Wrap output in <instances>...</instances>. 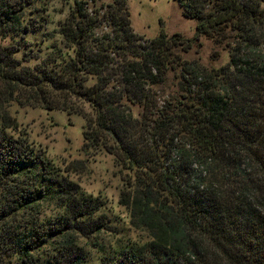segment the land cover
I'll use <instances>...</instances> for the list:
<instances>
[{
  "label": "trees",
  "instance_id": "trees-1",
  "mask_svg": "<svg viewBox=\"0 0 264 264\" xmlns=\"http://www.w3.org/2000/svg\"><path fill=\"white\" fill-rule=\"evenodd\" d=\"M40 1L0 0V40L42 27ZM90 1L72 0L43 58L29 41L28 52L0 44V101L83 116V150L133 172L121 203L149 240L117 245L101 264H264V0H173L195 36L161 29L144 44L127 0ZM103 21L110 34L98 33ZM201 37L227 48L226 65L183 59ZM170 74L179 89L161 100ZM44 201L55 221L41 218ZM104 206L26 135L0 130V264H87Z\"/></svg>",
  "mask_w": 264,
  "mask_h": 264
},
{
  "label": "rangeland",
  "instance_id": "rangeland-1",
  "mask_svg": "<svg viewBox=\"0 0 264 264\" xmlns=\"http://www.w3.org/2000/svg\"><path fill=\"white\" fill-rule=\"evenodd\" d=\"M111 2L112 0H98L95 4L90 1V7H101ZM72 6V0H41L33 6L37 8L33 9L37 10V15H43L46 23L36 32L8 37L0 40V44L12 45L19 41L22 51L28 52L30 47L25 46V43L29 41L35 51H39L37 53L41 58L45 57L52 52L50 45L54 42L60 43L59 29ZM127 6L131 15L132 30L141 38L143 44L156 37L161 29L169 38L178 34L181 38L190 40L196 34V21L184 17L179 5L173 0H127ZM31 16L32 14L28 17ZM110 32L111 28L103 21L98 27V33ZM45 37H48V40H44ZM182 57L190 63L197 62L201 67L211 70L226 65L229 61V52L224 45L218 46L212 40L201 37L199 42L192 44L188 52L182 53ZM18 58H22L21 54ZM36 62L39 60H32L29 64ZM174 76L177 75H169L170 87L158 90L161 100L168 99L179 89ZM5 89V86L3 88L0 86V91ZM84 109L88 113H93L87 104H84ZM84 127L83 116H69L60 110H45L16 101H0V130H4V133L11 137L26 135L35 149L42 151L51 161L55 170L76 183L83 193L104 200L105 206L99 214L104 215L107 226L85 239L93 243L92 247H87L89 259L87 264H101L102 260L113 252L115 246L128 242L143 243L149 238L147 233L131 225L129 210L121 203L126 183L133 177V172L119 167L114 156L105 151L85 152ZM40 210L41 218L54 221L58 218L59 212L55 202H41ZM81 241L84 243L83 239ZM16 261V257L7 258L6 264H15Z\"/></svg>",
  "mask_w": 264,
  "mask_h": 264
}]
</instances>
